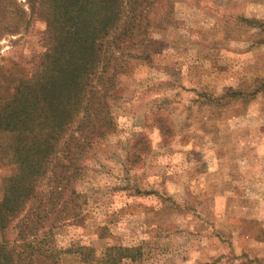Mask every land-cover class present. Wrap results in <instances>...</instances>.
<instances>
[{"label":"rangeland","instance_id":"1","mask_svg":"<svg viewBox=\"0 0 264 264\" xmlns=\"http://www.w3.org/2000/svg\"><path fill=\"white\" fill-rule=\"evenodd\" d=\"M31 1H1L7 19L28 23L0 37L6 74L35 72L49 51ZM153 19L145 59L127 62L108 99L113 129L76 150V194L48 235L53 260L264 264V0H167ZM0 141L1 202L8 178L56 155L45 164L13 134Z\"/></svg>","mask_w":264,"mask_h":264},{"label":"trees","instance_id":"2","mask_svg":"<svg viewBox=\"0 0 264 264\" xmlns=\"http://www.w3.org/2000/svg\"><path fill=\"white\" fill-rule=\"evenodd\" d=\"M1 1L5 17L0 16V37L28 25L23 16L7 19L11 12ZM166 1H31V10L37 5L42 11L50 48L35 72L22 69L17 76L0 68V131L13 134L28 158L46 164L51 153L56 157L44 170L29 165L23 177L6 180L0 202V264H55L48 235L63 220V203L76 194V150L92 139L89 135L101 138L113 129L108 99L127 62L145 59L140 49L150 42L153 14ZM14 11L22 13L17 7ZM52 58L49 68L47 59ZM27 135L35 145H26ZM4 151L0 141L1 161Z\"/></svg>","mask_w":264,"mask_h":264}]
</instances>
